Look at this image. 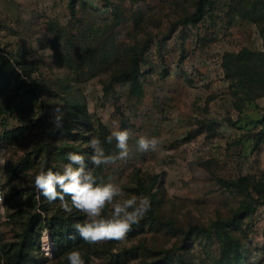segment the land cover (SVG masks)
I'll use <instances>...</instances> for the list:
<instances>
[{"label": "rangeland", "instance_id": "1", "mask_svg": "<svg viewBox=\"0 0 264 264\" xmlns=\"http://www.w3.org/2000/svg\"><path fill=\"white\" fill-rule=\"evenodd\" d=\"M195 1L0 0V53L7 59L0 63V190L7 207L0 264L17 260L9 248L23 230L10 215L24 195L12 188L32 190L41 168L62 173L68 160L60 148L89 150V129L100 124L131 133L127 158L105 166L101 181L120 185L124 195L117 200L147 196L143 185L153 201L123 243L79 245L85 264L218 260L214 230L211 237L188 231L231 218L264 190V68L241 78L230 61L244 49L263 50L264 0H211L199 22L185 25ZM134 62L137 89L126 78ZM36 83L42 89L30 96ZM57 107L63 126L54 129ZM19 125L29 131L8 136ZM140 136L158 137L157 150L139 151ZM109 154H119L115 142ZM32 163L34 169L9 182L16 165ZM242 178L247 192L220 183ZM48 207L50 214L64 210L59 200ZM230 230L241 264H264L261 218L248 215ZM41 241V249L50 245L54 264H68V251L54 253L47 231ZM39 253L29 264H53Z\"/></svg>", "mask_w": 264, "mask_h": 264}, {"label": "trees", "instance_id": "2", "mask_svg": "<svg viewBox=\"0 0 264 264\" xmlns=\"http://www.w3.org/2000/svg\"><path fill=\"white\" fill-rule=\"evenodd\" d=\"M211 4V0H196L194 4V11L189 15H186L182 18L181 22L185 25L187 24H195L199 22L207 13V8ZM260 34L263 40L264 45V29L261 28ZM0 63H7L6 57L0 53ZM230 61L234 63V65L238 68V72L241 78H245L248 72L253 73L259 69L264 68V48L262 51H258L256 53L249 52L248 50H242L238 54H233L230 57ZM134 69H130L128 75L126 71L122 73V77L128 76V80L135 85L134 89L140 87L138 85L137 72L138 66L134 62ZM2 73V71L0 72ZM22 81V80H21ZM24 82V81H22ZM37 89H42L39 84H35V87L30 88L26 91L30 96H35L37 94ZM17 86L15 88L16 95ZM20 121L25 119L24 111L20 109L17 117ZM29 131L28 126L19 125L14 128L12 131L8 132L9 135L23 136ZM92 132L93 136L99 137L103 143V146L106 150V153L109 154L112 148V144H108L106 142V137L110 134L106 127L103 125L98 126V130L94 131L89 129ZM70 133V131H69ZM73 137L77 136V133H70ZM84 139L89 140L90 137L87 135H79ZM66 145V144H65ZM68 146V145H67ZM69 147V146H68ZM71 150L67 151L68 148L66 146L61 147V151L65 154L69 152H75L79 155L84 156L85 161L88 162L89 157L92 154L91 148L86 150L84 148H76L70 147ZM47 160V159H46ZM49 162V160H48ZM88 168H94L91 163L87 164ZM105 166H101L99 168H95V175L101 181L102 173ZM34 169V164H18L14 167L12 174L10 175L9 182H18L20 177L19 174L24 170ZM220 183L229 188V189H238L240 191L247 192L249 182L242 179L230 180V181H221ZM142 190L145 192L147 197L153 201L150 189H146L141 185ZM15 196H23L16 203V211L10 215V218H17L19 222H21L23 229L19 239L17 242H14L10 245V250L15 251V255L17 256V260L11 264H29L32 261V254L34 251L39 250V254L42 260H46L47 256L42 251L41 247V238L44 232H48L51 241L54 246V253L57 255H61L66 251L77 249L79 245H86L87 243L81 240L79 235L74 231L73 225L75 223L81 222L85 219L84 215L73 209L71 212H66L61 208H57V210L50 214L51 209L48 207V201L44 199L38 192L35 191V186L27 189H23L22 187H13ZM255 192L259 190V187H256ZM39 196V199L36 196ZM70 206L71 201L70 197L65 198ZM264 190L261 191V194L256 199H252L246 206L242 207V209L234 214L231 218L227 220H215L209 226H190L189 231H195L204 237H211L213 230L215 231V235L217 241L220 246V255L215 264H241L242 253L240 251V242L236 239L232 233L230 232L231 228L235 227L240 219L245 218L248 215L256 214L257 208L259 204L264 203ZM151 212V210L149 211ZM74 237V238H73ZM41 242V243H40ZM13 252V251H12ZM35 260V257H33ZM9 260L6 262L8 263ZM180 264H186L184 260L180 261Z\"/></svg>", "mask_w": 264, "mask_h": 264}, {"label": "clouds", "instance_id": "3", "mask_svg": "<svg viewBox=\"0 0 264 264\" xmlns=\"http://www.w3.org/2000/svg\"><path fill=\"white\" fill-rule=\"evenodd\" d=\"M52 119L54 129L63 126L62 112L59 107L55 110ZM131 133L121 130L115 125L106 142L112 144L119 154H107L99 137L93 136L89 141L92 154L88 162L84 156L75 152L67 154L68 163L63 166L62 173L54 172L52 169L43 168L34 177V186L40 196L49 203L59 200L66 212L73 209L81 212L85 219L75 223L72 227L84 242L95 245L108 241L123 243L133 225H138L141 219L151 210V200L147 196L131 195L130 198L117 200L124 195L119 184L104 183L95 175V168L114 164L118 159H125L129 154L128 141ZM160 144L158 137L140 136L137 140V148L141 152L156 151ZM91 163L94 168H88ZM70 197L71 206L65 199ZM111 206V211L106 215L105 209ZM7 207L0 199V216L5 215ZM74 238V237H73ZM50 260L52 256L51 247L42 249ZM68 264H85L82 254L78 250H70L65 253ZM129 264H137L131 260Z\"/></svg>", "mask_w": 264, "mask_h": 264}, {"label": "built area", "instance_id": "4", "mask_svg": "<svg viewBox=\"0 0 264 264\" xmlns=\"http://www.w3.org/2000/svg\"><path fill=\"white\" fill-rule=\"evenodd\" d=\"M0 199H1V190H0ZM256 215H257V218H261V220L264 222V203L258 205ZM50 241H51V239H50ZM52 248L54 249L53 244H52Z\"/></svg>", "mask_w": 264, "mask_h": 264}]
</instances>
